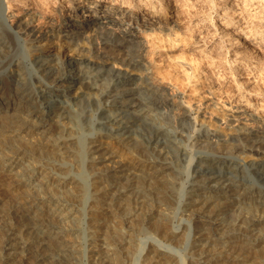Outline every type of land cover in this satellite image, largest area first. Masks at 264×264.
Wrapping results in <instances>:
<instances>
[{
    "label": "bare ground",
    "instance_id": "bare-ground-1",
    "mask_svg": "<svg viewBox=\"0 0 264 264\" xmlns=\"http://www.w3.org/2000/svg\"><path fill=\"white\" fill-rule=\"evenodd\" d=\"M32 1L37 2L32 8L36 11L32 13L25 12L21 18H18L14 28L11 26L3 28V25L9 20L7 16H0V80H3L4 85L7 87L6 90L4 87L5 91H3L7 96L5 98L7 103L4 107H1L0 104V119L2 121V117L6 119V122L3 121L5 126H0V175L3 174L10 180V188L14 190L13 192H16V202L22 206L20 212L11 211V209L8 211L4 209L0 212V234L4 231L3 237L11 236L8 240H5V238L0 239V264H78L77 261L80 260L78 250L70 239V236H73L79 229L73 223L79 213L72 207L75 198L82 196L78 192V184L88 188L86 198L97 203L94 208L93 206L91 208L94 209L97 216H106L111 228L107 232V229L106 231L103 230L105 227L101 223L95 222L92 224L93 231H90V233L94 235L88 237L90 235L87 234L90 241L88 244L91 247H89L90 250L88 249L90 260L87 263L127 264L130 257V251L128 250L133 246V241L128 239L129 235L125 234V231L131 230L129 226L126 228V225L130 222V218L140 213L141 209L143 211L144 207L148 206L150 208L149 217L151 220L158 218V232L162 238L173 242V238L180 234L174 231L169 232L168 225L173 220L169 206L174 188L169 187V183L165 180V172L173 168L172 165L168 167L169 164L173 163V160L178 161L180 155L186 153L172 137L174 135L178 136V131L169 130L170 125H173L172 122L160 115L164 112L160 111L158 107H162L166 100L152 95L151 97L148 95L143 96L141 93L157 90L158 86L155 84L152 88L149 87L147 83H153L151 81H183L178 74V66L171 63L175 59H171L172 57L167 55V59L162 60L165 54L164 51H160L162 47L171 46L174 41L173 36L176 32L166 25L173 18L176 3L174 0H138L139 4L133 3V0H110V2L109 0L107 2L105 0H94L92 2L90 0H60L59 7L63 9L67 6L70 13L59 18H68L70 22L67 23V26L60 25V29L56 26H50V30L44 33V31L37 29L34 23L45 12V5H49L51 0H6L8 8L13 7L14 2L16 6L29 7ZM216 1L215 10L222 9L219 15H222L220 43H223V45L220 47L221 51L213 53L208 64H215L214 62L217 60L213 69L219 67V61L225 56L224 51L227 50L223 51L222 49L225 44H228V50L232 52L233 57L232 61L229 62L232 65L234 64V75L243 77L245 68L256 67L254 65L256 57L253 54L256 53V50L252 48L246 51L248 32L242 23L243 16L239 17L240 15L236 14V5L230 4L226 8L227 5H222L225 0H214V2ZM113 2L118 3V5L111 4ZM107 3L109 5L105 6ZM92 4H94L93 7ZM122 5H127V8L130 7L126 14H124L125 11L123 12ZM16 6L13 7L12 11H23V8H17ZM231 8V15L227 17L224 10L230 11ZM90 9L92 11L89 13ZM127 14L129 15L127 16ZM125 18H128L127 23L133 21L142 29L137 32L135 27L132 29L131 27L127 28L128 32H135L136 30V34L131 36L137 39L140 44L138 50L135 49L134 52L135 56L139 57V64L142 65L141 61L147 58L149 56L147 54H150L151 51L155 56H159V58L148 62L149 65L145 64L141 69L139 65L135 66V63L130 59L128 60V58L129 63L122 68L118 66V59L115 57L100 55L96 58L88 55L94 51V46L100 45L99 40H93L92 38L95 35L97 36L94 30L95 24L104 22L126 25ZM225 19L226 21H224ZM141 22H148L152 27L148 28L143 23L140 25ZM69 31H76L75 34L79 38H91L87 41L88 43L82 39V44H77L81 48H78L75 45L76 43L64 46V38L69 36ZM260 31L258 29L254 34L258 35ZM36 33H41V35L35 37ZM14 37L24 41L25 51L29 50L30 54L27 55L24 52L22 57H17ZM143 37L147 40L146 46L140 40ZM26 38H28L27 41ZM28 43L31 46L28 47ZM33 43L36 44L34 47L32 46ZM106 43L111 44L110 42ZM87 46L89 47L86 48ZM149 49H151L150 52ZM98 50L96 51L98 52ZM129 53H131V50ZM67 55L82 59L80 63H98L101 69L95 70L97 73L90 75V72L94 69L93 66H82L75 64V61H66L67 57H70ZM69 66H71V69L67 73ZM200 66H191L192 72L185 77L195 91L203 88L206 84L203 82L204 80L202 81L203 76L195 74ZM114 69H117V72H114L115 76H111L110 74ZM130 73L136 75L137 78L130 79ZM11 79L16 84L14 89L8 87ZM99 81L102 83H95ZM128 81H132L135 86L121 88L122 84ZM198 81H201V83H198ZM117 87L120 89L116 90ZM159 89H162V87ZM111 91H115V93ZM127 96H130V98ZM131 96L134 97L131 98ZM238 96L240 99L245 98L243 91H239ZM63 97H66L67 100H63ZM105 97H111L112 101H107L108 104H104L106 103L104 101ZM17 100H19V104L23 103V105L14 108L12 113L6 114L9 113L7 109L11 106L10 103H15ZM52 103L54 105L46 110V107L49 108ZM160 103L162 105H159ZM87 107H92L91 111L101 112L103 115L98 119L93 118L102 127L94 128L88 134H85V156L83 161H94L95 163L107 161L108 159H103L105 152H101V144L104 136H108L127 147L133 146L137 151L143 149L146 153L155 155L158 164L154 163L151 167L147 166L146 172H150L152 178L158 180V182L143 179L144 183L142 182L140 185L133 184L130 181L129 184L119 186L105 183L108 182L109 178H119L109 175L107 171L91 173V177L96 178V181L90 182L88 180V183H83L81 179L71 175L67 162H64V157L60 155L71 153V143L77 140L79 132L76 123L77 118L91 116L85 111ZM72 108L75 110H72ZM128 110L132 112L126 113ZM25 113L26 115L23 116L22 114ZM248 113V111H244L240 116L251 117L252 115ZM182 115L183 113H181ZM240 116L234 115V117ZM31 118H37V123H32ZM199 121H204V117H200ZM209 122L216 130L225 131L226 134H232L236 131L240 133L250 132L249 129L243 126L234 127L233 123H228L223 127L211 121ZM88 128L90 127L84 129ZM50 132L51 134H49ZM23 133L27 135L25 136ZM35 133L37 136L31 135ZM12 135L20 137L14 140L15 137H12ZM44 136H47V140L44 139L46 138ZM98 142L101 143L98 144ZM169 146H174V149L179 153V156H175L176 159L170 157ZM218 149L219 151L214 149L205 152L196 151L194 156L202 162L223 164L224 172H211L203 168L208 166L212 170H217L215 167H218L219 164L204 165L202 162H196L194 166H199L196 174L192 175L190 172L188 174L189 180L185 182V186L190 187V189H184L183 197L185 201L182 202L181 212L190 211L194 219H197L199 236L196 238V242L201 243L195 244L194 247L202 246V249L211 247L208 251L206 249L201 250V252L199 250L193 251L194 254H197V261L194 264H211L217 258H227V264L244 263L247 259L244 256L243 246L257 247L259 256L264 258V191L259 192L260 196H255V193H252L255 189L252 184L255 183L248 177L227 180L229 172L239 173L243 169H255L256 172L264 175V152L262 154L257 153V157L263 163H256L253 161L245 162L239 156L223 154L220 151L221 148ZM88 155L93 157L89 158ZM114 170L117 171V169ZM205 175H208V177L201 178ZM71 178L73 179L71 180ZM131 179L134 180L136 177ZM137 181L140 180L137 179ZM147 182L154 185L148 186L149 183ZM94 183L105 185H102L103 187H93ZM170 183L172 185V182ZM143 184L150 189L146 190L147 187ZM131 185L137 188L134 197L131 199L132 203H124L122 201L125 199V191ZM67 186H70V188L67 189ZM256 187L264 189V185H256ZM238 189L251 191V194L250 196H246L245 193L237 195L239 199L236 207H230L231 205L229 206L227 201H221L231 197L235 199L234 192H239ZM93 190L94 192H92ZM147 191L148 194H151V197L145 195ZM93 195L95 198H93ZM131 205L133 206L131 207ZM145 209L147 210V208ZM151 216L154 217L151 218ZM8 218L12 219L13 226L6 223ZM1 220L4 223L3 225ZM123 226H125L124 231L118 228ZM218 228L224 230L223 234L226 232L223 238H217L215 231ZM119 231L124 233L121 238ZM19 239L21 241H17ZM221 239L222 243H217V240L221 241ZM162 243L164 244L160 245L161 247L156 246L157 249L153 251L150 259L156 264H173L179 254L176 255L172 251L173 244L166 246L165 242ZM142 251H145V247ZM212 253L219 256L204 260L205 255H211ZM178 263L180 264V262Z\"/></svg>",
    "mask_w": 264,
    "mask_h": 264
},
{
    "label": "rangeland",
    "instance_id": "rangeland-1",
    "mask_svg": "<svg viewBox=\"0 0 264 264\" xmlns=\"http://www.w3.org/2000/svg\"><path fill=\"white\" fill-rule=\"evenodd\" d=\"M90 1L92 2L94 0H90ZM105 1L107 2L108 0ZM174 1L176 3V7L173 13V18L171 19V22L168 25H166L167 27H169V29L175 30L176 33L173 36L174 41L171 46L167 45L168 47L166 46V48L162 47L163 50L161 48L160 51L161 52L164 51L163 53L165 54V56L163 54L164 58L162 60L167 59L168 57L167 55L171 56L172 57V58L170 57L171 59H175V61L174 62L171 61V63H175L178 66V67L176 66L178 70V74L181 76V80L183 81H151L153 83H147V84L151 88L155 84L156 86H158V88H156L157 90L155 92L148 91L141 93L143 96L148 95L151 97L152 95L154 97H160L166 100L165 102L166 105L165 104L162 105L161 103L159 104L162 105V107H158L159 110L164 112L161 113L160 115L163 116L168 121L172 122L173 125H170L169 130L178 131V136L174 135L172 137L173 139H175L177 144L184 149L186 153L185 155H180L181 157L178 158V161L173 160V163L168 165V167L172 165L174 169L171 168L165 172V180H167V182L169 183V187L174 188L173 189L174 191L172 190L173 191L172 199L170 200V206H169L173 219L172 221H170L168 225V227L170 228L169 232L174 231L180 234H178L177 237L174 235L175 238H173V242L172 240L168 241V239L166 240L162 238L158 232V228H159L157 224L158 218L151 220L149 217L150 208H148V206L144 207L143 208L144 212L141 209L142 212L139 211L140 213L137 214L139 216L135 215L134 216L135 218L134 217L130 218V222L128 223V225H126V228H128L129 226L131 230L125 231V234L129 235L128 239H131L133 241L132 242L133 246H131L128 250L130 251V255H129L130 257L128 259L127 264H156L150 259V256H152L153 251L157 249L156 246H160L164 244L162 242H165L166 246L168 244L171 245L173 244L172 247L174 248L172 251L176 255L179 254L178 255L179 257L177 256L176 261L173 264H179L178 262H180V264H194V262L197 261V254L195 253L196 254L195 255L193 251L199 250L201 252V250L204 251L206 249L208 251V249H211V247L204 249H202V246L194 247L198 243L199 244L201 243V242H196V238L199 236L198 234L199 226L196 224L197 219H194V216H192V213L190 211L181 212L182 202L185 201L183 197L184 189L185 188H188V190L190 189V187L185 186V182L189 180L188 174H190L191 172L192 175H195L196 170L199 168V166H194L195 163L202 162L198 160L196 156H194V153L196 151L205 152L213 149L215 151L217 150L219 151L218 148H221L220 151L223 154L239 156L240 158H243L245 162L253 161L256 163H263V161L262 160L260 161V159L257 157V153L262 154L264 152V117H263L264 116V33H263L264 32V7H263L264 1L225 0V2L222 4L223 6L227 5L226 8H228V5L230 4L236 5L235 7V10L237 9L236 14H239L240 15V16L238 15L239 17L243 16L242 23L243 26L247 28L246 31L248 32V35L246 37L247 43L245 46L246 51L251 50L252 48L256 50V53H253L256 57L254 64L256 67L245 68L244 69L245 75L243 77L236 76V74L234 75V64L232 65L230 63L233 57H232V52L228 50V44L227 45L225 44V47L222 49L223 51L226 49L227 50L224 51L225 56H223L221 58L222 60L219 61L220 62L219 67L213 69V67L217 63L216 62L217 60L214 62L215 64H212L213 66L208 64L210 57L213 55V53L221 51L220 47L223 45V43H220L221 41L220 36L222 31L220 30L221 28L220 23H221L222 15H219L220 14L219 12L222 11V9H218L217 11L215 10L217 1L216 2H214V0H212L213 2L211 0H187V1L174 0ZM36 3H37L36 1H32L31 5L27 7V6H16V3L14 2L13 7L16 6L17 8H23V11L19 12V10L12 11L14 8L13 7L8 8V4L6 0H1L0 14L1 13L3 14H1L0 16L3 15L7 16L9 20L5 23V25H3V28H9L10 26L13 28L16 27V22L18 18H21L25 14V12L29 11V13H32L36 11L32 9ZM59 3L60 0H51L49 5L47 6L45 5V9H46L45 12L40 16L38 21L34 23L35 27L37 26V29L44 31V33H47L50 30L49 29L50 26H56L58 29L61 28L60 25L67 26V23L70 22V19L68 18L62 19L59 17L60 16L64 17V15H68L70 11L68 10L67 6L61 9L59 7ZM133 3H138V0H133ZM111 4L118 5V3L116 2H113ZM106 5L108 6L109 4L107 3L105 4V6ZM91 6L93 7L94 4H92ZM127 7H128L127 5H122L123 12L125 11L124 14H126L127 10H130V7L129 8ZM92 9H90L89 13L92 11ZM231 10L232 8L230 9V11L224 10L227 13V17H230ZM128 15L129 14H127V16ZM90 19L94 20L93 18ZM127 19L128 18L124 19V21L126 20V25L117 24V23L108 24L104 22L95 24L94 30L96 31L97 36L95 35L92 38L93 40H99L100 45L94 46L95 48L94 51L90 52V54L88 55H91L92 57H96V58H98L100 55L102 56L109 55L111 57H115L116 59H118L117 60L118 66H121L122 68L125 67L124 65L127 66V63H129L128 60L130 59L132 60V62L135 63V66L139 65L140 69L143 68L145 64L149 65L148 62H151L152 60L159 58V56L157 57L154 54H152L151 51L150 54H147V56L148 55L149 56L147 58H144L143 61H141L142 65L139 64L138 61L139 57L135 56L134 52L135 49L138 50L140 44L138 43L137 39L131 36L132 34L133 35L136 34V30L135 32L133 31L128 32L127 28L131 27L132 29L133 27H135L137 28V32L138 30H142V29L141 26H138V24H136L133 21L127 23ZM224 21H226V19ZM176 22L178 23L176 24ZM142 23L143 22H141L140 25H142ZM143 25L148 28L152 27L148 22L143 23ZM258 29L261 31L258 35H255L254 34L255 31H258ZM122 30H126V31H122ZM72 32L73 31H69L68 32L69 36L64 38V44H65L64 46L75 43H76L75 45L77 46V44L79 45L82 44L81 42L82 39H84L87 42L91 38V37L79 38V36L75 34L76 31L73 32L74 34ZM37 35H41V33H36L35 37ZM25 40L27 41L28 38H26ZM140 40L146 46V41H147L146 38L143 37ZM106 42H110L111 44H107ZM14 44H15L14 47L17 57H22L24 52L27 53V55L28 53L30 54L29 50L25 51V44L23 40H19L17 37L15 39L14 37ZM27 45L28 47L31 46V44L29 43ZM35 45H36L35 43L32 44L33 47ZM79 45L77 46L78 48L80 47ZM88 47L89 46H87L86 48ZM96 50H98V52ZM110 50L112 51L110 52ZM130 50L131 53L133 52L132 54L129 53ZM150 50L151 49H149V52ZM67 56L70 57H67L66 61L69 60L75 61V64L82 66H93L94 69H92L90 75L97 73L95 70L101 69V66L98 63L84 64V63H80L82 59H79L77 56L75 57H72L71 55H67ZM179 58L181 59L179 60ZM196 65L199 66L201 65V66L199 70L197 69L195 74L198 76H203L204 78H202V81L204 80L203 82L206 83L203 88H200L197 91H195L192 85L189 84V81H186L185 78L188 74L192 72L190 67ZM70 69L71 66L68 67L67 73L70 72L69 71ZM114 72H117V69H114V71L110 75L115 76ZM129 75H130L129 76L130 79L137 78L136 75H132L131 73ZM12 81L13 79L9 81L8 87L14 89L16 88V84ZM95 83L101 84L102 82L99 81ZM198 83H201V81H198ZM134 86L135 84L132 81H128L125 84H122L121 88H132ZM4 87L6 90L7 87L4 85V81L0 80V88H1L0 104L2 105L1 107H4L7 103L6 102L7 99H5L7 98V96L3 92L5 91ZM160 87H162V89H159ZM115 89L118 90L120 88L117 87ZM239 91L244 92L245 95L244 99L239 98L238 96ZM111 92L115 93V91H111ZM134 96H131V98ZM127 97L130 98V96ZM63 100H67V98L63 97ZM104 101L106 102L104 104H108L107 101H112V98L105 97ZM62 103L64 104V102ZM62 103L61 105H63ZM10 104L11 106H9V108L7 109L9 113L6 114L12 113L14 108H19V106L23 105V103L19 104V100H17L15 103L12 102ZM53 105H54L53 103L50 104L49 108L46 107V110L50 109V107H52ZM72 110L75 109L72 108ZM91 110L92 107H87L85 109V111L88 112V115L91 114L90 117L80 116L76 120V123L79 128L78 130L79 132L77 134V140H75L74 143H71L72 154L64 153L62 154L63 156L60 155L61 157H64L63 161L67 162L68 164L67 166H69L70 172L72 173L71 175L81 179L83 183H88V180L90 182L93 180L96 181V178L94 179L93 177H91L92 174H95L96 172L107 171L109 172V175H114L115 177H119V178H109L108 182L106 181L105 183L107 185L117 184L119 186L122 184L123 185L129 184L130 181L133 184L135 183L139 185L144 180H148V181L154 180L155 182H158V180L152 178L150 172L148 171L146 172L147 166L151 167V165H153L154 163L158 164L157 157L155 155L146 153L143 149L137 151L133 146L127 147L126 145L121 144V142H117V140L112 139L108 136H104V139L101 144L102 146L101 152L103 153L105 152L104 153L105 157L103 159H108V160L105 161L104 163H99V162L95 163L94 161L91 162L83 161V157L85 156V151H84L85 139H86L85 134H88L90 130L92 131V129L94 128L102 127L101 125L97 124L93 118L98 119L103 114L101 112L96 113ZM244 111L246 112L248 111L249 112L248 114L252 116L251 117H244V115L240 116V114L243 113ZM131 112L132 111L130 110L126 111V113H131ZM181 113H183L182 116ZM22 115L24 116L26 115V113ZM234 115H239L240 117H234ZM200 117H204V121H199ZM2 119L3 121L6 122L5 118L2 117ZM3 121L0 119V126H5L4 125L5 123H3ZM30 121H32V123L34 122L37 123V118H31ZM209 121H211L214 124L221 125L223 127L228 123H233L234 127L237 128L243 126L244 128L246 127L247 129H249L250 132L240 133L239 131H236L232 134L231 133L226 134L225 131L216 130ZM165 125L169 126L168 124ZM85 127H90V128L84 129ZM49 134H51V132ZM23 135L26 136L27 134L23 133ZM31 135L37 136L36 133ZM12 137H15L14 140H16V138L19 139L20 136L18 137V135L17 136L12 135ZM44 137H46L44 139L47 140V136ZM169 138H170V134H169ZM100 143L101 142H98V144ZM168 150L170 152L171 158L176 159L175 156L176 155L179 156V153L177 152L176 149H174V146H169ZM107 154L109 155L107 156ZM88 156L89 158L93 157L92 155H88ZM210 163L212 164L216 163L217 165L219 164L218 162H210ZM210 163L202 162V164L204 165ZM211 166L213 167V165ZM113 168L117 169V171L114 170ZM203 168L211 172H218V171L224 172L225 170L223 164H219L218 167L216 166L215 168H217V170L216 169L212 170L211 167L208 166H204ZM3 176L6 178H4ZM132 176L134 178L136 177V179L134 180L131 179L133 178ZM205 177H208V175H205L201 178H205ZM227 177H228L227 180L230 179L238 180L241 179V177H248L251 180H253L255 184H252V187H254L255 189L254 191H252V193H255V196H260L259 192L264 191V189H260V188L258 189V187H256V185L258 186L264 185V175L256 172L255 169H250V170L243 169L240 170L239 173L229 172ZM72 179L73 178H71V180ZM137 179H139L140 181L138 182ZM9 182L10 180H8L7 176L3 174L0 175V203H1L0 207L3 208V209L0 208L1 210L0 212L4 211V209L5 211L11 209V211L14 210L15 212H20L21 211L20 208L22 206L16 202L17 199L16 192H13L14 190H11L10 188L11 186ZM170 182H172V185ZM102 185L104 186L105 184L94 183L92 186L103 187ZM152 185L154 184L149 183L148 186H152ZM143 186L146 185L143 184ZM148 186L146 187L148 188ZM78 187H79L78 192L81 193L82 196L75 198L76 200L73 202L72 207L77 210V213H79V215L77 214L78 217H76V221L78 222L76 221L73 222L74 224L77 225V229L79 228L78 229L79 231L77 230L73 236H70V239L71 242L74 244V247L78 250V255L80 258V260L77 261L78 264H88L87 262L90 260L89 250L91 248L88 244V242H90L88 240V237L94 235L93 233H90V231L91 232L93 231L92 224L95 222L101 223L105 227L103 230L106 231L107 229V232L108 229L111 230V228L109 226L110 223L108 221V218L104 215L97 216L96 212H94V209L91 208L92 206L94 208V206H96L97 203L91 202L89 199L86 198L87 192L89 191L88 188L86 186H82V184H78ZM84 187L85 189H83ZM69 188L70 186H67V189ZM147 188L146 190L150 189ZM64 189L66 190V188ZM135 189L137 190V188L134 185H131L128 188V190L125 191L126 193L124 194L125 195L124 197L126 200L124 199L122 202L124 203L131 202L132 201L131 199L134 197L133 195L135 194ZM92 192H94V190ZM234 193H235L234 196L235 199L231 197L229 199H223L221 201H227L228 205L229 206L231 205L230 207L233 206L236 207V205L238 206V199H239V196L237 195L239 194L241 195L242 193H245L246 196H250L251 191L241 189L239 190V192L237 191ZM145 195L151 197L150 196L151 194H148V191L147 193H145ZM93 198H95L94 195ZM88 205L90 208L88 207ZM132 206L133 205H131V207ZM145 208H147V210ZM152 217L154 216H151V218ZM192 220L193 221L195 220V222H193ZM6 223L9 226H13V221L10 218L7 219ZM1 224L2 225L4 224L2 220H1ZM124 227L125 226L118 228L124 231L125 230ZM187 227H189L190 229ZM86 229L89 232H87ZM223 231H224L223 229H219V228L216 229L215 233L217 238L220 237L223 238V236H225L226 232L223 234ZM3 232L4 231H2L0 234V239L2 240V238L3 239L5 238V240H8L11 236L7 235L3 237L4 236L2 235L4 234ZM87 234L90 236H88ZM119 235L121 238L124 235V233L119 231ZM1 240H0V247H1ZM17 241H21V239ZM217 241H218L217 243H222V239L221 241L220 240ZM202 244L204 243L202 242ZM144 247H145V251H142ZM249 247L250 246L242 247V249H244L243 251H245L244 256L246 257L245 259H247L246 262L244 263L234 262L233 264H264V258L260 257L257 252L258 248L257 247L249 248ZM163 249L164 248L162 247V250ZM213 253L211 255H205L204 260L210 259L211 257L215 258L216 256H219ZM226 261L227 258H217L215 261H212V263L227 264Z\"/></svg>",
    "mask_w": 264,
    "mask_h": 264
}]
</instances>
